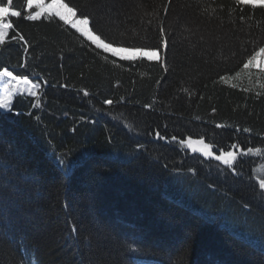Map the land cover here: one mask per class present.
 Listing matches in <instances>:
<instances>
[{
    "label": "trees",
    "instance_id": "16d2710c",
    "mask_svg": "<svg viewBox=\"0 0 264 264\" xmlns=\"http://www.w3.org/2000/svg\"><path fill=\"white\" fill-rule=\"evenodd\" d=\"M106 2L97 25L113 47L158 43L163 24L167 73L96 49L58 18L28 21L26 0H13L22 15L10 17L0 70L38 78L43 92L39 108L15 95L0 118V264L26 252L24 264H264V73L220 80L264 46V9L172 0L166 14L168 0ZM174 135L236 151V172ZM248 148L261 151L239 155Z\"/></svg>",
    "mask_w": 264,
    "mask_h": 264
},
{
    "label": "snow or ice",
    "instance_id": "6c2138e0",
    "mask_svg": "<svg viewBox=\"0 0 264 264\" xmlns=\"http://www.w3.org/2000/svg\"><path fill=\"white\" fill-rule=\"evenodd\" d=\"M171 2L172 0H168V3L163 7V11L166 14L169 11V5ZM235 4L237 6L250 5L252 9H264V0H235ZM108 7L109 5L106 0H50V2L40 0V2L37 3H34V0H26L25 10L28 14L25 16V19L28 21H36L42 16L48 19L58 18V20L62 21L65 25H70L72 29H75L77 33L94 45L96 49H102L103 52L110 53L111 56L118 57L122 60L135 61L147 59L148 61H157L167 73L169 71L167 67V54L169 51L170 40L169 34L163 24L158 23L157 25L159 34L158 43H152L141 47L133 46L131 48L117 49L113 47L115 41L109 43L106 42L105 39H102V29L97 25V15H107L106 9ZM33 8H35L36 11H32ZM21 15V11L13 8V0H6V3L0 2V46H6V39L9 36V32L14 29L13 23L8 18L21 17ZM146 15L153 16L158 15V13H146ZM240 19L243 20L244 17L241 16ZM148 24H151L150 20L148 21ZM93 29L96 30L94 31ZM133 31L135 32V30ZM98 32L101 34H97ZM17 39L23 41L24 45L28 44V41L25 40L24 36L19 33L11 36V40L15 41ZM25 51H27V48H25ZM161 52L164 53L163 57L160 55ZM112 63L116 64V60H113ZM21 67H23V65H21ZM253 68H256L259 73H264V46H260L248 55L240 71L236 72V76L239 77L241 73L246 71H249L250 74V70ZM0 80L4 81L2 84L3 95H0V109L6 110L5 112L0 113V118L9 115L11 112L12 98L14 95L27 94L28 96L35 98V103L32 106L34 108L40 107L43 88L38 78L37 82H33V80L29 79L27 75H14V71H10L8 67H3V69L0 70ZM220 80L227 82V78L224 76H221ZM43 83L47 84V81L45 80ZM157 83H159V81ZM63 87H67V85H63ZM183 91L187 92L188 89H183ZM84 95H88L86 90L84 91ZM104 103L112 105L113 101L111 99H106ZM144 107L150 108L152 105L148 104L144 105ZM213 111H215V109H213ZM217 127L222 126L217 125ZM244 131L247 132L249 129H244ZM155 137L157 140L168 139V137L162 136L159 130L155 132ZM171 141L177 142L181 147H187L193 152H200L204 157L220 161L223 165L231 168L233 172H236V168L233 167L234 162L237 161L238 154L236 151L220 150L219 155H216L213 152L214 146L210 143H206L204 137L193 139L192 136H188L187 139L178 140L177 136L174 135L171 137ZM230 148L237 149L238 145L232 144ZM254 151L259 153L261 150L248 148L245 152L241 149L239 155H250ZM58 163L64 166L61 171H64L66 175L71 172L72 162L66 163L61 159ZM256 184L259 189V196L261 197L262 202H264V177L259 178L256 181ZM2 195L3 192L0 191V196ZM245 207H247V205ZM76 230V228L72 229V231ZM132 243L137 242L132 241ZM261 251L264 252V248H262ZM17 252H19L18 249ZM27 255V252L20 255L18 264H24ZM27 264H32L30 258L27 259ZM36 264H40L38 258Z\"/></svg>",
    "mask_w": 264,
    "mask_h": 264
},
{
    "label": "rangeland",
    "instance_id": "374dc122",
    "mask_svg": "<svg viewBox=\"0 0 264 264\" xmlns=\"http://www.w3.org/2000/svg\"><path fill=\"white\" fill-rule=\"evenodd\" d=\"M37 2H40V0H34V3H37ZM45 2H50V0H45ZM32 11H36V9L35 8H33V10ZM9 20H10V17L8 18ZM114 48H117V49H120V48H130V47H122V46H120V47H114ZM259 62V61H258ZM251 72L250 73H254V72H256V74H263V73H259V72H257V71H254L253 69H251L250 70ZM249 73V71H246V72H243V73H241V75H243V74H245V75H247ZM15 75V74H14ZM240 75V76H241ZM235 77H237L236 75H234V76H231V77H226L227 79H230V80H232L233 78H235ZM29 79H32L33 80V82H37V79H33V78H30L29 77ZM3 82L4 81H2V80H0V95H3V87H2V84H3ZM40 82V81H39ZM42 85V84H41ZM15 96V95H14ZM13 96V97H14ZM13 99V98H12ZM207 143V142H206ZM213 152L216 154V152L213 150ZM198 153H200V152H198ZM201 154V153H200ZM217 155V154H216ZM245 239L246 240H250V239H247L246 237H245Z\"/></svg>",
    "mask_w": 264,
    "mask_h": 264
}]
</instances>
